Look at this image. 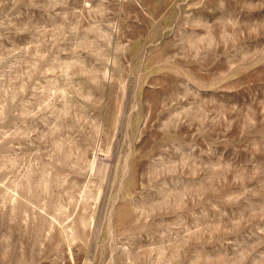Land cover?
I'll return each mask as SVG.
<instances>
[{
	"label": "rangeland",
	"instance_id": "374dc122",
	"mask_svg": "<svg viewBox=\"0 0 264 264\" xmlns=\"http://www.w3.org/2000/svg\"><path fill=\"white\" fill-rule=\"evenodd\" d=\"M0 264H264V0H0Z\"/></svg>",
	"mask_w": 264,
	"mask_h": 264
},
{
	"label": "bare ground",
	"instance_id": "6f19581e",
	"mask_svg": "<svg viewBox=\"0 0 264 264\" xmlns=\"http://www.w3.org/2000/svg\"><path fill=\"white\" fill-rule=\"evenodd\" d=\"M92 165V164H91Z\"/></svg>",
	"mask_w": 264,
	"mask_h": 264
}]
</instances>
